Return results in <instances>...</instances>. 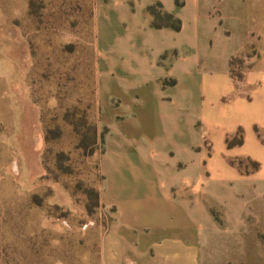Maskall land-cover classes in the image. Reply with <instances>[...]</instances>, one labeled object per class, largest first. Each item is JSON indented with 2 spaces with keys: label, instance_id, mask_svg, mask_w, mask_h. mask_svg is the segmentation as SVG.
<instances>
[{
  "label": "crops",
  "instance_id": "obj_1",
  "mask_svg": "<svg viewBox=\"0 0 264 264\" xmlns=\"http://www.w3.org/2000/svg\"><path fill=\"white\" fill-rule=\"evenodd\" d=\"M182 1L110 0L97 100L127 127L100 157V264H264V3ZM155 3L180 30L152 25Z\"/></svg>",
  "mask_w": 264,
  "mask_h": 264
},
{
  "label": "rangeland",
  "instance_id": "obj_2",
  "mask_svg": "<svg viewBox=\"0 0 264 264\" xmlns=\"http://www.w3.org/2000/svg\"><path fill=\"white\" fill-rule=\"evenodd\" d=\"M109 4L0 0V264H100V157L127 127L119 97L97 100Z\"/></svg>",
  "mask_w": 264,
  "mask_h": 264
},
{
  "label": "trees",
  "instance_id": "obj_3",
  "mask_svg": "<svg viewBox=\"0 0 264 264\" xmlns=\"http://www.w3.org/2000/svg\"><path fill=\"white\" fill-rule=\"evenodd\" d=\"M176 5L182 6L183 1L182 0H175ZM158 8V9H157ZM148 11L153 15L154 20L152 22V25L154 27H163L167 26L174 30H180L181 28V20L177 17H175L171 13H167L166 11L162 10V6L160 3H155L154 5H150L148 7ZM234 58L231 59V64H233ZM238 76H241V74H238ZM96 129L95 127L93 128ZM96 132L93 137V143H96ZM242 143V130L239 129L236 134L232 137L227 138V144L228 146H234ZM235 161H232L234 163ZM247 165H249L252 169H256L258 167V163L247 160ZM242 162L239 161L238 164H241ZM94 195L96 197V200L100 202V193L94 192Z\"/></svg>",
  "mask_w": 264,
  "mask_h": 264
}]
</instances>
